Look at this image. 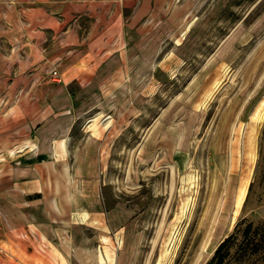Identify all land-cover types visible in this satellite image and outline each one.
Masks as SVG:
<instances>
[{
    "label": "crops",
    "instance_id": "0c3cea01",
    "mask_svg": "<svg viewBox=\"0 0 264 264\" xmlns=\"http://www.w3.org/2000/svg\"><path fill=\"white\" fill-rule=\"evenodd\" d=\"M171 4L0 0V264H137L133 213L106 205L97 166Z\"/></svg>",
    "mask_w": 264,
    "mask_h": 264
},
{
    "label": "rangeland",
    "instance_id": "374dc122",
    "mask_svg": "<svg viewBox=\"0 0 264 264\" xmlns=\"http://www.w3.org/2000/svg\"><path fill=\"white\" fill-rule=\"evenodd\" d=\"M172 3L132 116L106 121L101 194L131 209L137 264H207L232 233L226 264H264V0Z\"/></svg>",
    "mask_w": 264,
    "mask_h": 264
},
{
    "label": "trees",
    "instance_id": "16d2710c",
    "mask_svg": "<svg viewBox=\"0 0 264 264\" xmlns=\"http://www.w3.org/2000/svg\"><path fill=\"white\" fill-rule=\"evenodd\" d=\"M240 223L237 225L239 227ZM238 229V228H237ZM254 230H257L256 228H253V224H248L244 230L243 235L244 238L251 237L253 235ZM236 237L235 233L230 234L228 237H226L217 247L214 256L207 264H226L227 260L230 256V241L231 239H234Z\"/></svg>",
    "mask_w": 264,
    "mask_h": 264
}]
</instances>
